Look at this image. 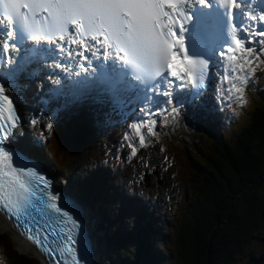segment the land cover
Here are the masks:
<instances>
[{
  "label": "snow or ice",
  "instance_id": "6c2138e0",
  "mask_svg": "<svg viewBox=\"0 0 264 264\" xmlns=\"http://www.w3.org/2000/svg\"><path fill=\"white\" fill-rule=\"evenodd\" d=\"M214 4L221 9L231 35L230 43L218 55L228 64L230 73L241 69L235 79L246 85L250 77L244 70V63L237 62L240 59L237 53L248 54L243 56L248 64H252L253 57L264 63V9L255 11L245 0H0V211L19 222L21 227L27 225V239L41 251H53L48 244L49 234L41 235L37 230L39 226L33 228L26 219L38 204L55 213V217L50 215L49 218L62 225L55 246L59 256L55 259L70 257L71 264H88L86 256L90 244L80 232L75 207L61 203L59 195L51 191L52 182L34 166L24 163L22 153L6 146L15 129L21 126L16 97L12 94L21 75L30 78L33 74L30 66L40 60L52 61L50 67L61 68L57 57L67 53L89 65L85 67L81 63L76 76L89 70L95 74L99 69L103 77L105 73H114L118 67L121 75L145 85V91L154 95L170 98L175 87L184 89L189 84L193 89H202L213 61L189 55L188 38L196 22L192 8L199 5L211 10ZM238 12L245 21L239 26L235 24ZM241 32L243 38L238 35ZM252 43H260L261 49L250 47ZM22 51L24 56L19 55ZM87 54L101 63L91 67ZM108 61H112L111 66ZM166 77L173 89L165 87ZM84 82L75 83L82 85ZM55 83L59 84L60 80ZM232 89L239 93L236 99L244 106L247 103L244 88L233 84ZM199 94L198 91L193 93V98ZM146 99L152 101L153 97L146 96ZM154 102L182 103L179 99ZM167 110L160 109L148 115H160ZM177 111L176 107L171 108V112ZM148 123L153 125L148 133L155 135V119L130 125L139 135L142 146L146 140L140 129ZM47 128L51 130L53 124L48 123ZM129 147L135 155L137 148ZM56 235V232L51 233V236Z\"/></svg>",
  "mask_w": 264,
  "mask_h": 264
},
{
  "label": "trees",
  "instance_id": "16d2710c",
  "mask_svg": "<svg viewBox=\"0 0 264 264\" xmlns=\"http://www.w3.org/2000/svg\"><path fill=\"white\" fill-rule=\"evenodd\" d=\"M249 77L243 87L247 103L240 106L235 101L239 93L234 92L233 103L213 110L208 116L213 122H206L195 136L187 137L173 127L149 135L141 156L153 152L151 166L159 170L162 179L160 172L166 171L156 151L160 145L167 147L169 161H177L178 172L192 189L186 187L188 194L177 201L175 220L166 226L168 233L153 225V209L133 211L138 217L135 222L111 230L106 239L121 264H153L156 260L167 264H234L235 258L241 257L245 259L240 264H264V236L258 238L264 221V198L258 190L264 185V63L259 62ZM69 121L56 120L47 137L32 141L31 148L46 161L57 180L78 176L91 159L97 161L93 157L98 146L111 141L119 130L107 120L94 118V129L80 124L68 131ZM117 177L118 170L110 172L106 164L95 162L88 175L76 182L80 196L85 201L94 199L99 206L106 204ZM102 216L110 223L104 213ZM156 233L162 235L166 246L154 254L149 241ZM256 240L263 241L261 247L249 250ZM0 263L32 264L30 257L18 252L2 233Z\"/></svg>",
  "mask_w": 264,
  "mask_h": 264
},
{
  "label": "rangeland",
  "instance_id": "374dc122",
  "mask_svg": "<svg viewBox=\"0 0 264 264\" xmlns=\"http://www.w3.org/2000/svg\"><path fill=\"white\" fill-rule=\"evenodd\" d=\"M241 57V56H240ZM245 63V61H244ZM39 82L33 81V83L29 86V89L25 93L24 98L27 97V95L30 93V95L33 94L34 90L40 91V87L36 89V85H38ZM219 86V83L216 87ZM31 100V98H29ZM71 105L68 104H62L61 109H57L54 111L53 114H56V118H70L73 117L75 120L79 117V112H82L84 115L88 116L86 106L84 101L75 102L71 100ZM25 103H27L25 101ZM68 105V107H67ZM89 107V106H88ZM90 108V107H89ZM62 109L65 110V113L63 114ZM101 111L98 113H94L96 117H98L103 112H108L107 110H110V112H117V109L113 105H106L99 108ZM26 113H28V109H24ZM35 113L38 115V122L36 124L33 123H27L24 122L25 126V133L28 135V137L25 136V140H28L30 135L35 134L38 130H40L41 136L42 134H45V130L41 131L43 128V123L45 119L47 118V110L38 109L35 111ZM73 115H72V114ZM176 112H171L170 115L160 117L159 119H156L157 124L154 126L156 129L161 128V123H166L170 121H176V125L174 128H178L176 132L184 133L187 137L195 136L199 131L204 127V124L206 122H213V118L207 117V115H193L189 117L188 123L186 126H188V129H182L180 127V119H177ZM111 115V113L109 114ZM32 119V114L30 115V120ZM151 118L148 116V120ZM29 120V121H30ZM184 122V121H183ZM79 123L83 124V127L89 126V124H86V121L81 119ZM137 123V122H136ZM80 124L78 128L80 127ZM126 124H124V129H127L125 127ZM167 126V125H166ZM164 126V127H166ZM111 126L109 125L108 128ZM143 129V126L141 127L140 131ZM68 131H72L68 129ZM121 136L120 133H117L116 136H114L111 141L103 144V146H98L96 150V155L93 157L97 159V161H91L88 162L87 165H85L81 171H78V176L75 174L70 179L61 178L59 179V182H67V184H72V189H75L80 192L81 190L78 188L76 182H81L80 179H82L84 176L88 175L89 170H92L95 167V162L106 164V167L110 172L113 170H118L119 177H117V180L114 182L115 187L113 191L108 192V200H106L105 203H100L101 207L95 201L94 199H90L87 202H84V210L87 217V222L91 224L92 233H93V239L95 242V246H98V250H96L95 253V263L94 264H121V259L118 255V253L112 248V246L107 242V239L111 235V230L115 229L120 225L121 228H123L124 225L127 223H130V221L135 222L138 217L133 215V211L137 212L138 209L143 210H154L153 215L155 216V219L153 221V225L156 227L158 226L159 231L168 233L170 230L167 229L166 226L169 227V225L172 223V221L175 220L173 214L174 207L175 210L178 209L179 205L176 204L178 200L181 199L182 195H187V189H192V184L186 182L183 180L182 176L178 172V165L177 161L174 160V164H172L169 161V156L171 155L170 150L167 147H161L159 146L156 153L159 152V159L161 160V165L166 168L163 170L166 171V173H161L159 176V170H155L151 168L152 160H153V152H149L147 154H144L145 156H141L143 154V147L141 149H137V153L135 155L132 154V150L129 147L120 148L118 149V146L116 144V140ZM149 139H147L146 143H149ZM25 143V141L23 140ZM145 146V145H144ZM104 148V149H103ZM141 152V153H140ZM177 152V151H176ZM158 155V153H157ZM148 156V157H146ZM150 158V159H148ZM147 173V177H144V174ZM158 177L160 179H158ZM90 178V177H87ZM186 183V184H185ZM79 184V183H78ZM77 188V189H76ZM261 196L264 198V185H261L258 188ZM111 195V196H110ZM119 212V214H118ZM103 213L107 218L110 219V223L105 221V217L102 216ZM122 214V215H121ZM139 215H141L139 213ZM168 220V223L166 222ZM125 227V226H124ZM5 230V231H4ZM0 230V233L5 234L9 237L10 242L13 244L14 248L18 252H23V254H26V256L30 257V261L32 264H41L39 259L35 256L33 252H30L29 249L26 251H22L18 248L16 239H14V235L9 232L8 229ZM118 230H120L118 228ZM264 236V221L260 225V230L258 232V238H261ZM107 238V239H106ZM169 239V237H167ZM170 240V239H169ZM263 242L262 240L255 241L249 248L250 249H259L261 247L260 243ZM149 248H151V252L156 254L157 251H159V248H165L166 241L162 237L161 234H153L152 238L149 241ZM248 252V249H247ZM117 253V254H116ZM98 254V255H97ZM160 254V253H159ZM245 257L241 258H235L234 264H240ZM170 261V260H169ZM4 259L1 257V263H5ZM153 264H167L163 263L161 261H154Z\"/></svg>",
  "mask_w": 264,
  "mask_h": 264
},
{
  "label": "bare ground",
  "instance_id": "6f19581e",
  "mask_svg": "<svg viewBox=\"0 0 264 264\" xmlns=\"http://www.w3.org/2000/svg\"><path fill=\"white\" fill-rule=\"evenodd\" d=\"M243 56L244 55H242L241 57H240V59H238V63H244V60H243ZM80 61H82V60H79V62ZM21 83H20V80H19V83L14 87V90H13V92H15V93H17V89H18V87H19V85H20ZM179 88V87H178ZM86 100L88 99V97H86L85 98ZM18 102H19V100H17ZM27 102V103H29V99H26V100H24V102ZM22 102V101H21ZM88 105V104H87ZM19 106H20V102H19ZM89 107L91 106V105H88ZM25 131V126H24V124H23V119H22V124H21V126L20 127H18L17 129H16V131L14 132V139H16V140H20V138H21V136H22V133ZM17 133H19L18 135H17ZM84 195V194H83ZM111 196V195H110ZM4 229H8L10 232H11V227H10V225H9V223H8V221L0 214V230H4ZM5 231V230H4ZM12 234L14 235V239H16V242H17V246H18V248L20 249V250H22V251H26L27 249H32V252H34V253H36L37 254V251L35 250V248H34V246L33 245H31L29 242V244L27 243V241H25V240H23L20 236H18V235H16L15 233H13V231H12ZM92 240L94 241V239L92 238ZM57 242H59V240H57ZM53 253H54V256L55 257H58L59 256V252H58V250H55V248H53ZM98 255V254H97ZM64 259V257H60L59 258V260H57V259H55L54 258V260L52 261L53 263H59V262H61L62 260Z\"/></svg>",
  "mask_w": 264,
  "mask_h": 264
},
{
  "label": "water",
  "instance_id": "95a60500",
  "mask_svg": "<svg viewBox=\"0 0 264 264\" xmlns=\"http://www.w3.org/2000/svg\"><path fill=\"white\" fill-rule=\"evenodd\" d=\"M144 177H147V173L144 174Z\"/></svg>",
  "mask_w": 264,
  "mask_h": 264
}]
</instances>
